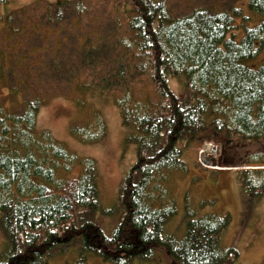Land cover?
<instances>
[{"label": "trees", "instance_id": "1", "mask_svg": "<svg viewBox=\"0 0 264 264\" xmlns=\"http://www.w3.org/2000/svg\"><path fill=\"white\" fill-rule=\"evenodd\" d=\"M106 1L109 8L73 0L0 11V83L8 92L0 100L7 240L0 264H55L73 242L79 255L65 264H87L89 254L134 264L153 260L159 248L175 264H235L239 251L220 245L230 213L189 210L182 238L166 232L178 213L169 185L188 171L184 147L211 139L199 136L207 119L230 134L264 139V58L247 63L264 50V0ZM169 75L184 77L185 94L173 92ZM90 85L114 93L123 124L134 129L136 161L120 183L122 216L109 232L92 218L102 208L94 159L37 125L51 95ZM71 132L97 142L105 123L95 113ZM247 166L240 181L254 200L264 193V165Z\"/></svg>", "mask_w": 264, "mask_h": 264}, {"label": "rangeland", "instance_id": "2", "mask_svg": "<svg viewBox=\"0 0 264 264\" xmlns=\"http://www.w3.org/2000/svg\"><path fill=\"white\" fill-rule=\"evenodd\" d=\"M70 1L73 0H8L0 6V11L7 14L32 4L40 7L48 3L59 6ZM113 5L114 2L112 8ZM91 7L109 8L106 0H93ZM32 24L33 21L26 28ZM1 27L2 22L0 30ZM263 58L264 50L247 63L259 65ZM168 83L177 95L185 94L183 76L169 75ZM149 85L146 81L144 88ZM7 93V88L0 83V100ZM95 113L101 114L106 134L100 141L82 142L72 134V127L80 120H90ZM210 123V119H207V129L199 136L211 139L201 143L195 141L184 147L183 158L188 171L182 175L176 174L170 182L169 189L176 201L178 213L166 224V232L182 238L187 228V217L192 213L189 210L197 216L230 213L231 223L221 234V247H235L239 251V259L235 264H264V193L251 200L240 181V172L248 168L247 164L255 161L264 165V139H245ZM37 125L39 130L50 131L79 156L94 159L98 169L102 208L94 211L92 218L106 231H111L122 216L118 199L120 183L136 161V146L130 141L134 129L123 124L114 93L103 92L95 87L87 90L74 87L67 93L51 95L39 110ZM109 210L112 212H104ZM6 241L0 224V252L6 248ZM79 246L80 243L73 242L68 252L55 256L53 263L73 262L79 255ZM157 253L153 260L136 261L134 264H175L164 248H159ZM87 264L111 263L89 254Z\"/></svg>", "mask_w": 264, "mask_h": 264}, {"label": "water", "instance_id": "3", "mask_svg": "<svg viewBox=\"0 0 264 264\" xmlns=\"http://www.w3.org/2000/svg\"><path fill=\"white\" fill-rule=\"evenodd\" d=\"M222 264H231V263H229V262H225V263H222Z\"/></svg>", "mask_w": 264, "mask_h": 264}]
</instances>
